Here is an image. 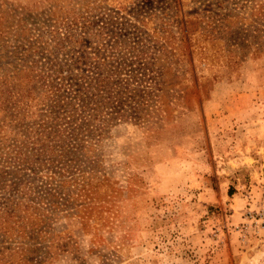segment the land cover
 I'll use <instances>...</instances> for the list:
<instances>
[{"label":"rangeland","instance_id":"obj_1","mask_svg":"<svg viewBox=\"0 0 264 264\" xmlns=\"http://www.w3.org/2000/svg\"><path fill=\"white\" fill-rule=\"evenodd\" d=\"M134 5L160 11L147 25L164 44L158 109L101 125L105 178L46 229L41 264H264V44L227 50L206 11L228 13L233 30L259 20L264 0H177L176 15L169 0H0V49L82 10Z\"/></svg>","mask_w":264,"mask_h":264},{"label":"trees","instance_id":"obj_2","mask_svg":"<svg viewBox=\"0 0 264 264\" xmlns=\"http://www.w3.org/2000/svg\"><path fill=\"white\" fill-rule=\"evenodd\" d=\"M169 1L176 15L177 0ZM206 11L230 35L227 50L264 44V7L259 20L246 27L235 23L233 30L225 24L228 13ZM158 12L137 5L93 14L86 9L45 24L25 44L0 49L3 263L17 255L19 264L47 261L53 245H42L49 241L46 229L75 216L88 186L105 178L98 173L101 125L125 110L134 123H146L158 109L157 59L164 44L147 28ZM21 77L26 81L16 88L12 79Z\"/></svg>","mask_w":264,"mask_h":264},{"label":"built area","instance_id":"obj_3","mask_svg":"<svg viewBox=\"0 0 264 264\" xmlns=\"http://www.w3.org/2000/svg\"><path fill=\"white\" fill-rule=\"evenodd\" d=\"M260 217L264 218V209L262 210V212L260 213Z\"/></svg>","mask_w":264,"mask_h":264}]
</instances>
